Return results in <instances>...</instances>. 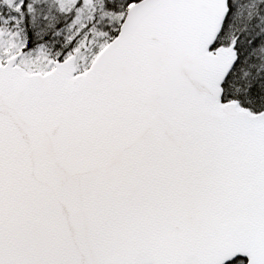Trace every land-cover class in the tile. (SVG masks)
<instances>
[{
  "label": "snow or ice",
  "instance_id": "6c2138e0",
  "mask_svg": "<svg viewBox=\"0 0 264 264\" xmlns=\"http://www.w3.org/2000/svg\"><path fill=\"white\" fill-rule=\"evenodd\" d=\"M0 264H264V0H0Z\"/></svg>",
  "mask_w": 264,
  "mask_h": 264
}]
</instances>
